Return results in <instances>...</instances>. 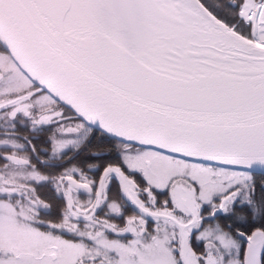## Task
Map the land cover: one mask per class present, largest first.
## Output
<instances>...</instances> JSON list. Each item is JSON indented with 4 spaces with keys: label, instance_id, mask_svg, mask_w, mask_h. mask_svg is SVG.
<instances>
[{
    "label": "snow or ice",
    "instance_id": "obj_1",
    "mask_svg": "<svg viewBox=\"0 0 264 264\" xmlns=\"http://www.w3.org/2000/svg\"><path fill=\"white\" fill-rule=\"evenodd\" d=\"M0 264H264V0H0Z\"/></svg>",
    "mask_w": 264,
    "mask_h": 264
}]
</instances>
